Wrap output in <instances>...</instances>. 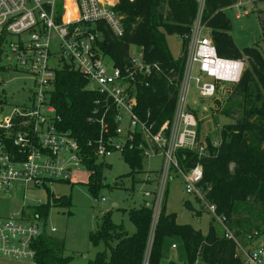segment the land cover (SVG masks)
<instances>
[{"label": "built area", "instance_id": "2783aa9c", "mask_svg": "<svg viewBox=\"0 0 264 264\" xmlns=\"http://www.w3.org/2000/svg\"><path fill=\"white\" fill-rule=\"evenodd\" d=\"M243 1L237 0L236 7ZM115 4V0H0V77L14 72L28 75L32 82L25 89L29 93L26 101L9 114H3L0 97V193L10 196L16 185L23 191H46L53 183L71 182L74 170L86 169L85 154L62 130L61 115L51 103L56 73L65 67L82 76L101 98L94 103V116L88 118L100 128L94 149L98 160L132 147L141 150L144 158H163L157 190L144 193L154 198L153 227L166 183L176 174L184 194L198 199L199 206L220 225L223 237L236 243L242 264H264V244L238 245L216 215L215 206L206 201L200 187L202 166L184 170L177 155L186 150L203 155L207 144L199 137L191 101H213L220 87L235 84L242 61L218 56L210 35H201L200 10L191 30L173 117L157 127L149 113L143 120L136 110L138 87L156 67L151 69L133 56L128 65L118 67L103 54L101 26L108 27L115 37L123 35L121 19L113 10ZM23 208L19 214L0 216V264H35L34 243L43 233L56 231L47 229L38 217L24 219L27 209Z\"/></svg>", "mask_w": 264, "mask_h": 264}, {"label": "trees", "instance_id": "16d2710c", "mask_svg": "<svg viewBox=\"0 0 264 264\" xmlns=\"http://www.w3.org/2000/svg\"><path fill=\"white\" fill-rule=\"evenodd\" d=\"M236 1L204 0L201 13V24L209 31L218 56L246 60L250 66L222 110L233 123L221 131L217 147L206 138L203 155L187 150L177 155L184 170L196 164L202 166L200 187L206 201L215 206L216 215L238 245L247 248L264 241V58L257 48L239 51L232 40L230 21L223 11L234 6ZM115 3L113 10L121 19L123 35L115 37L108 27L101 26L103 54L115 66L124 67L134 47L140 51L144 64L151 69L156 67L138 87L136 110L143 120L149 113L150 120L159 127L173 117L199 0H115ZM259 23L264 42L263 15ZM168 36L182 39L178 58H173L169 51ZM87 84L78 73L64 67L56 73L51 103L61 115L62 130L77 141L85 154L84 165L89 173L86 186L96 198L98 189L106 181L103 174L106 164L105 160L94 156L100 128L88 118L94 116V103L101 98ZM221 103L214 99L217 107ZM121 155L133 172L142 170L141 150L126 148ZM46 195V203L25 207L45 224L51 208L69 206L67 197H55L49 190ZM194 200L200 204L198 199ZM153 204L154 198L127 212L135 229L132 234L123 226L115 225L110 213L104 214L98 229L90 233L92 246L102 245L103 251L97 253L90 264H144L147 258L148 264H161L168 249L177 252L178 259L168 264H242L236 243L223 237L213 217L205 234L188 224H177L176 215L166 210L165 191L153 227ZM185 207L190 212L195 211L188 202ZM34 248L35 264H68L71 261V257L65 256L63 243L50 234L43 233Z\"/></svg>", "mask_w": 264, "mask_h": 264}, {"label": "rangeland", "instance_id": "374dc122", "mask_svg": "<svg viewBox=\"0 0 264 264\" xmlns=\"http://www.w3.org/2000/svg\"><path fill=\"white\" fill-rule=\"evenodd\" d=\"M204 0H199V11L203 8ZM224 14L230 21V35L239 51L257 48L264 58V42L259 23V17L264 16V0H248L244 6L230 7L225 9ZM244 12L247 15H244ZM200 15V13H198ZM198 15V17H199ZM239 15V17H236ZM207 29L203 28L201 35H206ZM169 51L173 58H178L182 52V39L179 36H168L166 38ZM190 44V41H189ZM130 56L141 61V53L136 48H131ZM242 67L239 79L235 84L223 85L216 93L218 101H222L217 107L212 101H191V110L198 122V133L200 139L206 143L210 139L213 146L220 143V133L233 120L224 116L227 99L239 84L241 78L250 69L246 60H242ZM0 97L4 101L3 114H9L14 106H19L26 101L29 93L25 90L31 87V79L28 75L8 72L0 77ZM232 95V94H231ZM238 115H233V117ZM216 144V145H215ZM103 174L106 180L112 179V183L103 185L98 189L95 196L89 191L88 171L84 168L72 172L71 182L60 184L53 183L49 191L55 197H67L68 207H53L47 217V229L55 228L50 233L58 241L62 242L65 248V256L71 257L68 264H90L97 253L103 251V246L93 247L90 243V233L98 229L101 218L104 214L110 213L111 220L115 225L123 226L128 233L132 234L135 229L128 220L127 212L138 209L146 201H151L152 196H145V192L154 193L157 190V182L163 169V158L159 155L145 157L141 171H132L120 152H114L105 160ZM171 179L166 183V210L176 215V222L180 225L188 224L202 233L207 232L208 223L211 220L209 212L191 197H187L182 190L181 179L171 174ZM103 198V200H102ZM47 200L46 191L43 189L23 191L20 185H16L10 196L0 193V216L19 214L23 207L32 206L37 202L45 203ZM188 202L195 211L190 212L185 207ZM25 211V210H24ZM196 212L199 215L196 216ZM195 215V216H194ZM24 219H34L30 210L23 213ZM42 222L43 220L40 219ZM264 244V241H259ZM170 248V245H169ZM238 251V257L242 255ZM177 252L168 249L161 264H168L170 261L177 262ZM182 263V262H181ZM22 264H33L25 262Z\"/></svg>", "mask_w": 264, "mask_h": 264}, {"label": "crops", "instance_id": "0c3cea01", "mask_svg": "<svg viewBox=\"0 0 264 264\" xmlns=\"http://www.w3.org/2000/svg\"><path fill=\"white\" fill-rule=\"evenodd\" d=\"M245 1H248V0H244L243 1V3H242V5L244 6V3H245ZM237 2V1H236ZM241 5V6H242ZM234 7H236V4L234 5ZM237 8V7H236ZM244 15H247V13L246 12H244ZM236 17H239V15H237ZM208 31V30H207ZM208 34H209V31H208ZM189 200H191V197H189Z\"/></svg>", "mask_w": 264, "mask_h": 264}, {"label": "water", "instance_id": "95a60500", "mask_svg": "<svg viewBox=\"0 0 264 264\" xmlns=\"http://www.w3.org/2000/svg\"><path fill=\"white\" fill-rule=\"evenodd\" d=\"M112 181H113L112 179H108V180H106L105 184L108 185V184L112 183Z\"/></svg>", "mask_w": 264, "mask_h": 264}]
</instances>
